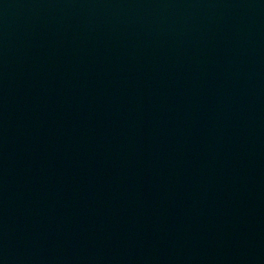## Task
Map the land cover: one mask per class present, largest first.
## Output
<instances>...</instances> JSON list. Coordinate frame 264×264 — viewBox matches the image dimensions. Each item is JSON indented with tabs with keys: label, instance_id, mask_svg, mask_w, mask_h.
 Masks as SVG:
<instances>
[{
	"label": "water",
	"instance_id": "1",
	"mask_svg": "<svg viewBox=\"0 0 264 264\" xmlns=\"http://www.w3.org/2000/svg\"><path fill=\"white\" fill-rule=\"evenodd\" d=\"M0 264H264V0H0Z\"/></svg>",
	"mask_w": 264,
	"mask_h": 264
}]
</instances>
